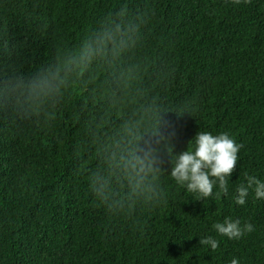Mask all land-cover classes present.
I'll use <instances>...</instances> for the list:
<instances>
[{"label": "trees", "instance_id": "obj_1", "mask_svg": "<svg viewBox=\"0 0 264 264\" xmlns=\"http://www.w3.org/2000/svg\"><path fill=\"white\" fill-rule=\"evenodd\" d=\"M198 132L242 145L227 194L170 175ZM148 147L154 170L133 169ZM248 176L264 0H0V264H264V198L235 203ZM226 218L254 230L229 239Z\"/></svg>", "mask_w": 264, "mask_h": 264}, {"label": "clouds", "instance_id": "obj_2", "mask_svg": "<svg viewBox=\"0 0 264 264\" xmlns=\"http://www.w3.org/2000/svg\"><path fill=\"white\" fill-rule=\"evenodd\" d=\"M233 2L238 4L240 0H233ZM245 2L250 3L251 0H245ZM159 13L160 11L151 13L147 19L153 22ZM191 141H194L193 147H188L186 151L176 155L170 173L171 177L175 179L177 184L186 185L188 192L196 193L201 198L212 196L216 181L219 183L220 192L227 194L228 181L226 177H230L234 172L238 160L237 154L242 145L237 144L226 133L213 136L208 132H198ZM156 151V149L148 147L144 151L143 157L135 156L131 162L132 168L135 169L139 166L140 171H153V165L156 161L154 153ZM210 177H214L216 180H212ZM253 186H255V197L257 199L264 198V183L254 176H248L247 187L240 186L237 189L238 196L235 197V203L244 205L245 198L248 196V189ZM220 192L216 195L219 196ZM213 227L219 234L225 235L229 239H238L244 232L254 230L252 224L248 223L242 229L239 220L232 221L230 218H226L223 223L214 224ZM199 243L205 246L210 245L212 251L217 250L219 244L211 236L200 238ZM50 249L51 246L49 249H45V253ZM231 264H239L238 259H233Z\"/></svg>", "mask_w": 264, "mask_h": 264}]
</instances>
